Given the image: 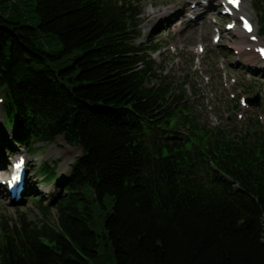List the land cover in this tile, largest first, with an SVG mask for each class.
Instances as JSON below:
<instances>
[{
	"label": "trees",
	"instance_id": "16d2710c",
	"mask_svg": "<svg viewBox=\"0 0 264 264\" xmlns=\"http://www.w3.org/2000/svg\"><path fill=\"white\" fill-rule=\"evenodd\" d=\"M33 10L35 26L0 0L4 119L17 145L62 136L81 154L57 181L53 225L0 217V264H264V119L238 133L199 127L166 84L147 87L154 61L135 43L131 0H34ZM40 34L60 48L38 46ZM40 167L54 178L55 165Z\"/></svg>",
	"mask_w": 264,
	"mask_h": 264
},
{
	"label": "rangeland",
	"instance_id": "374dc122",
	"mask_svg": "<svg viewBox=\"0 0 264 264\" xmlns=\"http://www.w3.org/2000/svg\"><path fill=\"white\" fill-rule=\"evenodd\" d=\"M16 1L23 10V21L35 26L37 19L33 10L34 0ZM131 1L138 4L141 11L134 33L138 34L135 43L147 47L145 54L154 61L152 78L146 83L147 87L156 85L162 87L166 84L171 94L180 95L182 103L190 106L194 121L199 127H228L229 130L238 133L243 131L249 118L264 119V71L260 63L257 64L255 54L248 50L243 53L241 61L250 64L246 72L244 69L241 71L239 63L232 64L235 55L231 47L243 48L248 42L264 44V36H259L257 33L260 13L256 0H245L252 14L250 18L255 25L253 35H256L257 41L254 42L248 39L247 34H242V40L234 29L228 31L224 29L225 22L230 21L232 17H226L217 11V8H220L219 0L209 1L210 4L206 8L208 11L197 16V11L202 6L196 0ZM192 4L194 8H191ZM168 7L175 8L173 15L158 16L159 12H163ZM152 18H156L155 23H151ZM215 27L220 29V40L217 42L212 40ZM36 43L48 51H55L61 46L54 34H40ZM153 44L157 49L152 48ZM197 44H202L204 47L202 52L197 51ZM231 75L236 77V83L227 86ZM244 83L251 85L248 88ZM238 91H240L239 95L245 94L246 98L258 96V104L247 108L240 107L226 118L231 106L229 101L239 96ZM231 94L234 97H231ZM182 103L176 102L173 106L183 109ZM1 106L0 169H6V162L13 157V154L27 153L28 181L31 188L36 184L38 191L34 187V190L26 192L20 201L13 202L6 197L0 187V217L7 218L9 225H13L20 220L19 212H24L31 220L38 223L47 220L53 225L56 219L53 200L63 193V188L57 185V181H61L69 174L71 164L81 154V148L77 145H68L62 136H57L49 143L38 141L31 146L12 144L14 148L10 150L1 149L5 138L12 143L11 126L5 121ZM239 114L242 116L239 117ZM187 117L189 118L190 115ZM178 130L180 133H186L182 126H179ZM29 147L35 150L30 152ZM43 161H47L50 166L55 165L53 180L46 177L45 172L46 174L49 172L47 169H41L40 165ZM39 199L43 205L49 206L48 213L43 214V210L37 205L36 200ZM98 212L102 213L104 209L100 208ZM1 220L0 218V225ZM95 229L100 230L98 226H95Z\"/></svg>",
	"mask_w": 264,
	"mask_h": 264
},
{
	"label": "bare ground",
	"instance_id": "6f19581e",
	"mask_svg": "<svg viewBox=\"0 0 264 264\" xmlns=\"http://www.w3.org/2000/svg\"><path fill=\"white\" fill-rule=\"evenodd\" d=\"M200 1L198 0V3H199ZM174 10H175V8H173V7H168V8H166L163 12H159L158 13V16H164V15H173L174 14ZM187 10V9H186ZM241 11H242V13H247V14H249V15H252L251 14V12L249 11V9H248V7H247V3L244 1V0H242V2H241ZM202 13H205V12H199L197 15H200V14H202ZM155 20H156V18H152V20H151V23H155ZM235 29V32L237 33V35L238 36H240L241 37V39L243 40V33L240 31V30H238L237 28H234ZM245 34V33H244ZM213 36H214V34H213ZM242 43H244L245 44V42H242ZM248 45V44H247ZM260 44H255L254 46H259ZM18 154V153H17ZM17 154H13V157H14V159L16 160L17 159V157H18V155ZM1 158L2 157H0V161H1Z\"/></svg>",
	"mask_w": 264,
	"mask_h": 264
},
{
	"label": "snow or ice",
	"instance_id": "6c2138e0",
	"mask_svg": "<svg viewBox=\"0 0 264 264\" xmlns=\"http://www.w3.org/2000/svg\"><path fill=\"white\" fill-rule=\"evenodd\" d=\"M229 3L236 5L239 3V0H229ZM245 27L248 29V31H251V26L247 23V21H245ZM21 163L23 162L21 161ZM20 166H21L20 164H17L15 167L19 169ZM13 179H18V176H14Z\"/></svg>",
	"mask_w": 264,
	"mask_h": 264
},
{
	"label": "water",
	"instance_id": "95a60500",
	"mask_svg": "<svg viewBox=\"0 0 264 264\" xmlns=\"http://www.w3.org/2000/svg\"><path fill=\"white\" fill-rule=\"evenodd\" d=\"M4 91H6V89H4ZM247 100L251 104H258V96L254 97V98H248Z\"/></svg>",
	"mask_w": 264,
	"mask_h": 264
}]
</instances>
